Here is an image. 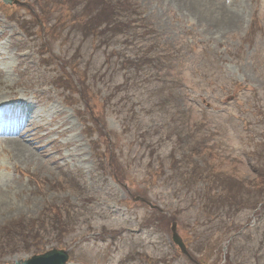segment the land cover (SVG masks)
Wrapping results in <instances>:
<instances>
[{"label":"rangeland","instance_id":"rangeland-1","mask_svg":"<svg viewBox=\"0 0 264 264\" xmlns=\"http://www.w3.org/2000/svg\"><path fill=\"white\" fill-rule=\"evenodd\" d=\"M16 1H0V131L23 150L0 137V264L53 248L67 264H264V0H134L155 28L141 81L114 51L148 36L104 48L67 2Z\"/></svg>","mask_w":264,"mask_h":264},{"label":"trees","instance_id":"trees-1","mask_svg":"<svg viewBox=\"0 0 264 264\" xmlns=\"http://www.w3.org/2000/svg\"><path fill=\"white\" fill-rule=\"evenodd\" d=\"M61 2H67L69 4V7L65 9L70 11L72 14L70 18L72 20L71 22L73 23L72 27H80L84 36L94 35L95 37H101L99 46L102 44L104 45V48H107L109 45L114 46L116 44H122V42H120L122 40L119 39L121 36L123 37L124 43L129 39L134 40L136 35L139 37L148 36L149 39H147V41L150 42L149 46L139 47L137 50L138 52L136 51V53L133 55H125L122 49L114 51V54L122 59V61H118L120 69H126L127 72L131 69L133 71H131V73L134 74V80L136 79L137 81H141V71H143L144 65H146L142 60L148 53L151 52V45L155 43L154 40L150 39L151 37H149L150 34H153L154 36L155 28H153L152 23H150L149 20L143 16L142 9L136 1L61 0ZM143 48L147 49L148 51L144 52ZM140 50L142 51L140 52ZM161 53L162 57L159 60L160 68L163 66L162 61L164 63L167 62L165 60L167 59V52L162 49ZM121 54L125 56H122ZM149 62H152V60L150 59ZM68 69L76 73V71H74L76 70V67L73 65ZM124 83H126V81ZM196 156H202L206 159L211 158L212 154L206 155L201 151H197ZM258 205L255 207H264L262 201L258 202Z\"/></svg>","mask_w":264,"mask_h":264},{"label":"water","instance_id":"water-1","mask_svg":"<svg viewBox=\"0 0 264 264\" xmlns=\"http://www.w3.org/2000/svg\"><path fill=\"white\" fill-rule=\"evenodd\" d=\"M5 4H15L17 3L16 0H0ZM139 199L141 202H145L148 206L152 207L151 204L145 201L143 198H136ZM171 240L174 245H176L182 254L188 256V253L185 249V245L178 235L176 231V223L171 224ZM69 257L68 250H59V249H51L42 254L34 255L30 258L24 260H17L13 264H66ZM189 257V256H188Z\"/></svg>","mask_w":264,"mask_h":264},{"label":"bare ground","instance_id":"bare-ground-1","mask_svg":"<svg viewBox=\"0 0 264 264\" xmlns=\"http://www.w3.org/2000/svg\"><path fill=\"white\" fill-rule=\"evenodd\" d=\"M226 16L228 17V15H226ZM8 111H9V109H6L5 107L3 108L2 105L0 104V115L1 116H2V114L4 116L8 115V113H9ZM0 137H2L4 139L3 141H5V143L11 144L13 146V148H15V150H18V151H22L23 150V146L20 143L21 140L17 136V134L15 135L11 131L6 132V133L0 131Z\"/></svg>","mask_w":264,"mask_h":264}]
</instances>
